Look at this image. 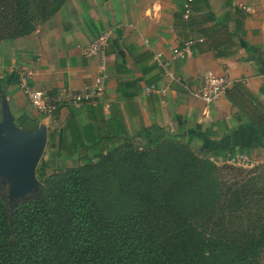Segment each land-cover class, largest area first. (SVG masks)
<instances>
[{
	"label": "crops",
	"instance_id": "0c3cea01",
	"mask_svg": "<svg viewBox=\"0 0 264 264\" xmlns=\"http://www.w3.org/2000/svg\"><path fill=\"white\" fill-rule=\"evenodd\" d=\"M186 2L68 0L29 34L0 40V78H18L4 87L10 111L14 119L26 114L37 127H46V144L52 139L54 148L47 159L54 154L63 157L72 142L89 146L94 160L117 136L141 140L140 130L146 127L151 135L159 128L169 130L194 150L208 145L232 160L264 163L260 130L234 122L224 91L211 103L195 95L214 75L226 81V88L241 82L264 105V0L191 1V15L209 8L229 33L240 32L241 48L224 59L216 58L207 42L199 45L202 52L192 50L195 41H204L203 34L185 30L184 36H192L185 41L178 35L174 23ZM21 77L34 89L61 97L91 87L101 89L102 95L97 102L79 106L63 102L53 116L43 118L18 86ZM64 135L65 148L60 146ZM238 147L248 153H236Z\"/></svg>",
	"mask_w": 264,
	"mask_h": 264
},
{
	"label": "trees",
	"instance_id": "16d2710c",
	"mask_svg": "<svg viewBox=\"0 0 264 264\" xmlns=\"http://www.w3.org/2000/svg\"><path fill=\"white\" fill-rule=\"evenodd\" d=\"M67 1L0 0V40L29 34ZM192 10L191 6L187 18L183 11L176 16L174 27L184 41L192 39L191 35L184 36L185 30L205 36L204 41L193 43L194 52H202L204 47L199 45L207 42L215 57L224 59L241 48L239 31L229 33L227 24L209 8L201 15H191ZM16 82L14 74H4L0 90ZM128 82L138 90L134 82ZM224 93L232 104L234 122L258 128L259 146L264 147V105L239 81L225 88ZM15 122L27 130L38 126L26 114L17 116ZM160 131L156 129L151 135L148 128L142 127L141 141L156 146ZM65 136L60 143L63 148ZM132 138L117 136L107 154H113ZM69 145L73 149H64L63 157L54 154L39 163L36 174L45 187L21 201L11 215L0 200V264H215L206 259L207 255L233 250L234 255L224 263L232 264L264 250V186L244 184L264 166L245 169L224 164L220 171L230 172L231 176L222 181L217 201L207 205L209 200L200 184L203 159L180 146L183 154L173 153L170 164L163 171H149L150 177L146 174L150 167L142 162L129 166L128 182L138 194L137 207L123 216L105 218L86 184L85 170L93 161L94 151L84 144ZM80 149L85 153L80 154ZM200 151L203 158L216 160L225 154L208 145ZM229 152L234 155L232 150ZM236 153L247 154L248 149L238 147ZM183 156L185 160H179ZM163 175L166 177L161 179Z\"/></svg>",
	"mask_w": 264,
	"mask_h": 264
},
{
	"label": "rangeland",
	"instance_id": "374dc122",
	"mask_svg": "<svg viewBox=\"0 0 264 264\" xmlns=\"http://www.w3.org/2000/svg\"><path fill=\"white\" fill-rule=\"evenodd\" d=\"M30 6H34L31 3ZM4 89V88H3ZM2 89V90H3ZM55 113H52L51 117ZM159 143L156 146H151L149 143H144L138 138H132L124 145L120 146L113 154L101 153L96 156V159L92 161L90 166L85 170L86 184L88 186L89 194L96 203V206L105 218H114L117 216H123L137 207L138 194L136 191L131 190V185L128 179L131 175L129 166L135 162H142V164L149 166L146 174L149 176V171L153 172L156 169L161 171L170 164L173 153L178 155L183 154L180 152L181 147L185 148V151L193 154L195 158L203 159V174L201 179V187L204 193V197L208 199L207 205H212L217 201L219 197V191L222 181H226L230 176V172H222L221 167L224 164H233L242 166L245 169H256L263 164H247L246 159H231L226 156V153L220 156L217 160L213 158H203L200 150H194L191 144L185 140H179L180 138L170 133L169 130L160 131ZM52 139L46 144L42 156L38 162L49 157L50 150L54 149L52 146ZM182 142V143H181ZM179 160H185L184 156ZM37 165V166H38ZM37 168V167H36ZM37 176V174H36ZM150 177V176H149ZM166 176H161L164 179ZM38 179V177H37ZM38 189L44 188V183L39 180ZM249 187L264 186V169L257 171L255 174H251L244 181ZM139 193H141L139 191ZM204 198V199H205ZM0 200L5 204L4 192L0 186ZM23 200H20L14 204V208ZM9 212V211H8ZM9 212V215L11 214ZM233 250L217 251L214 254L207 255L206 259L215 264H224L226 259L234 255ZM264 261V250H261L253 258L246 260L236 259L232 264H260Z\"/></svg>",
	"mask_w": 264,
	"mask_h": 264
},
{
	"label": "water",
	"instance_id": "95a60500",
	"mask_svg": "<svg viewBox=\"0 0 264 264\" xmlns=\"http://www.w3.org/2000/svg\"><path fill=\"white\" fill-rule=\"evenodd\" d=\"M46 142L44 125L27 130L15 124L6 91L0 90V186L10 213L16 202L35 195L36 167Z\"/></svg>",
	"mask_w": 264,
	"mask_h": 264
},
{
	"label": "built area",
	"instance_id": "2783aa9c",
	"mask_svg": "<svg viewBox=\"0 0 264 264\" xmlns=\"http://www.w3.org/2000/svg\"><path fill=\"white\" fill-rule=\"evenodd\" d=\"M191 1L187 0L183 8V17L187 18L191 11ZM104 44V42L102 43ZM103 46V45H102ZM20 89L26 94L31 107L41 116H50L55 113L58 107L63 102L71 106H79L86 103L97 102L101 95L102 90L98 87H91L84 91H69L65 96L61 97L51 94L50 91L34 89L28 82L26 77H21L18 83ZM227 86L226 81L221 77L211 75L207 78L203 89L195 92L203 102L211 103L217 96L225 90Z\"/></svg>",
	"mask_w": 264,
	"mask_h": 264
}]
</instances>
